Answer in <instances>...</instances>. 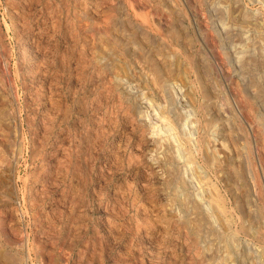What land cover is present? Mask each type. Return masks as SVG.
<instances>
[{
    "label": "rangeland",
    "instance_id": "obj_1",
    "mask_svg": "<svg viewBox=\"0 0 264 264\" xmlns=\"http://www.w3.org/2000/svg\"><path fill=\"white\" fill-rule=\"evenodd\" d=\"M263 241L264 0H0V264Z\"/></svg>",
    "mask_w": 264,
    "mask_h": 264
},
{
    "label": "bare ground",
    "instance_id": "obj_2",
    "mask_svg": "<svg viewBox=\"0 0 264 264\" xmlns=\"http://www.w3.org/2000/svg\"><path fill=\"white\" fill-rule=\"evenodd\" d=\"M256 100V99H255ZM149 103V102H148ZM153 103V102H152ZM151 103V104H152ZM154 108V107H153ZM204 109V108H203ZM153 110V109H152ZM157 112V111H156ZM204 112V111H203ZM154 113V112H153ZM156 114V113H155ZM204 114V113H203ZM142 115V114H141ZM150 115V114H149ZM153 115H151V117H152ZM147 117V116H146ZM148 118H150V116H148ZM153 118V120H154V117H152ZM159 119V118H158ZM162 119V118H161ZM157 121V120H156ZM164 121H165V119H164ZM161 122H162V120H161ZM153 123H155V121L153 122ZM163 124V123H162ZM155 125V124H154ZM165 125V123L163 124V126ZM166 127H167V125H165ZM165 126H164V128H165ZM194 126V125H193ZM234 126V125H233ZM169 127V126H168ZM154 130H153V132L155 133H157V134H159L162 130L160 129V127L158 128V126L156 125V127H152ZM206 129V128H205ZM204 130V129H203ZM160 131V132H159ZM159 132V133H158ZM169 132H171V129H169ZM169 132H167V133H169ZM173 137V136H172ZM174 139V138H173ZM220 140V139H219ZM219 144V143H218ZM183 146V145H182ZM182 148H179L178 150H177V153L178 154H180V155H184V154H182L183 152H182V150H181ZM200 150V149H199ZM220 152H222V151H220ZM227 153V152H226ZM225 153V154H226ZM192 155V154H191ZM191 155L189 156V158L187 159V161H186V163H188V165L191 163ZM193 157V156H192ZM193 159V158H192ZM231 160V159H230ZM67 161V160H66ZM169 161V160H168ZM171 162V161H170ZM191 170V169H190ZM193 171V170H192ZM191 171V176H192V178L194 179V172H192ZM195 179H197V178H195ZM180 183V182H179ZM257 183H258V181H257ZM182 184V183H181ZM258 195H259V193H258ZM262 196V195H261ZM258 197V196H257ZM209 198V197H208ZM207 198V199H208ZM186 199V198H185ZM245 199V198H244ZM209 200V199H208ZM181 201V200H180ZM250 201V200H249ZM188 202V201H187ZM171 204V203H170ZM183 205H184V202L182 203ZM185 206V205H184ZM212 207H213V205H212ZM219 207V206H218ZM221 210V209H220ZM247 211H249L248 209H247ZM223 212V211H222ZM248 213V212H247ZM220 214V213H219ZM206 215V214H205ZM226 215V214H225ZM215 216V215H214ZM217 216V215H216ZM227 217V216H226ZM222 218V217H221ZM255 220V219H254ZM223 221V220H222ZM241 225V224H240ZM229 229V228H228ZM244 229V228H243ZM257 231V230H256ZM263 231V230H262ZM258 232V231H257ZM258 236H260V235H258ZM260 238H262V237H260ZM230 242V241H229ZM264 242V241H263ZM251 250V249H250ZM238 254V253H237ZM253 255V254H252ZM243 256V255H242ZM264 257V256H263ZM239 261V260H238ZM242 263V262H241Z\"/></svg>",
    "mask_w": 264,
    "mask_h": 264
}]
</instances>
